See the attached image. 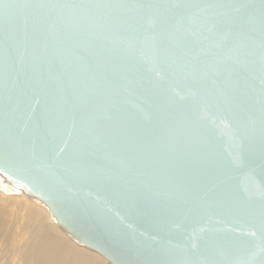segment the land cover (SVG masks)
<instances>
[{
    "label": "water",
    "instance_id": "1",
    "mask_svg": "<svg viewBox=\"0 0 264 264\" xmlns=\"http://www.w3.org/2000/svg\"><path fill=\"white\" fill-rule=\"evenodd\" d=\"M3 2L20 7L12 27L0 12V190L38 198L111 264H139L148 248L261 264L259 0H192L249 7L240 37L215 12L192 17L205 47L188 61L160 51L176 42H161L165 10L148 6L184 0ZM208 45L218 64L248 67L244 103L197 65Z\"/></svg>",
    "mask_w": 264,
    "mask_h": 264
},
{
    "label": "snow or ice",
    "instance_id": "2",
    "mask_svg": "<svg viewBox=\"0 0 264 264\" xmlns=\"http://www.w3.org/2000/svg\"><path fill=\"white\" fill-rule=\"evenodd\" d=\"M157 9H164L165 14L161 16L159 26V39L161 42L174 40L176 42L175 49H169L166 46L161 48L160 51L165 56L169 54H176L181 59L188 61L192 59L190 54L197 48H204V40L198 37V33L195 25L192 22V17L201 12H215L214 17L215 23L220 31H223L226 27H231L234 30V34L240 37L246 27V10L248 5H235L232 3H193L192 0H184L183 3H158L148 5ZM20 7V5L12 2H3L0 0V12H2L6 21H8L9 27L13 26L14 23V12ZM236 8L237 11L241 12L238 17H233L226 12L224 9ZM259 16H260V33H259V48L258 60L252 61L253 64L258 63L259 68V88H260V99H259V111L261 117V162L264 164V0H259L258 4ZM202 22L207 23V19ZM230 46L229 43L225 44V47ZM206 51L202 57H195L198 66L203 68H209V66L215 67L213 73L216 77L215 84L219 89L220 95H230L234 102L244 103L245 97L243 95V89L249 84V69L246 65L239 67L225 66L218 64V53L212 49L210 45L207 46ZM224 71H229L234 74L235 82L232 81H221L220 76ZM214 98V97H213ZM226 174V173H225ZM258 227L260 234L261 245L264 246V199H262L259 206V217ZM256 235L255 232L251 233ZM144 253L150 258L148 260H141L139 264H192L191 261L177 260V259H165L160 256V250L156 248L144 249ZM200 264H216L213 260H203ZM243 264V262H239ZM264 264V260L261 261Z\"/></svg>",
    "mask_w": 264,
    "mask_h": 264
},
{
    "label": "bare ground",
    "instance_id": "3",
    "mask_svg": "<svg viewBox=\"0 0 264 264\" xmlns=\"http://www.w3.org/2000/svg\"><path fill=\"white\" fill-rule=\"evenodd\" d=\"M0 264H111L79 244L36 197L0 190Z\"/></svg>",
    "mask_w": 264,
    "mask_h": 264
}]
</instances>
